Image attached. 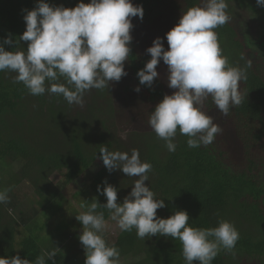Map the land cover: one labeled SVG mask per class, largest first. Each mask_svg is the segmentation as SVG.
Returning a JSON list of instances; mask_svg holds the SVG:
<instances>
[{
	"label": "trees",
	"instance_id": "1",
	"mask_svg": "<svg viewBox=\"0 0 264 264\" xmlns=\"http://www.w3.org/2000/svg\"><path fill=\"white\" fill-rule=\"evenodd\" d=\"M251 1L253 8L264 16V7L257 6L256 0ZM45 2L50 6L74 8L81 0ZM82 2L87 4L85 0ZM131 2L134 6H142L144 15L142 20L131 18V52L124 64L128 74L108 89H95L94 96L110 90L108 100L99 101L98 107L92 102L87 112L81 113L75 121L67 115L66 100L62 96L47 92L30 95L22 83H13L12 72H0V190L12 188L8 193L9 202L0 204V257L19 255L32 262L42 254L46 256L55 251L56 256L48 259L46 264H66L78 254L79 249L74 250L76 242H71L74 235L81 234L76 231L82 225L74 227L70 223V231L56 233L51 238L46 233L48 221H41L47 218L43 213L39 217L22 218L9 212L17 208V199L10 195L17 186L26 183L38 198V207L44 209L56 199H63L50 181L53 174H59L65 184H71L94 165L100 157L102 145L109 151L128 150L108 123L115 117L128 116L124 115L125 109L119 100L113 98V94L119 91L120 98L124 99L123 105L131 106L135 111L133 114L141 118L143 127L147 128H143V132L132 130L130 139L133 142L141 140L142 144L134 143L127 152L131 154L129 151L138 149L141 161L152 165V170L147 173L146 186L155 193L156 199H164L166 205L157 210V216L166 219L175 211L184 210L189 215V225L197 228H215L220 220L231 222L239 232L235 255L221 250L212 264H240L239 256L258 258L260 264H264V66L258 69L254 61L247 58L246 44L252 45L243 41L239 28L232 21L214 29L229 65L244 67L246 61H251L247 79L240 82L242 103L230 107L227 116L219 111L240 146L241 165L235 166L234 157L228 151L219 150L214 141L207 146L189 148L188 137L181 135L179 130L173 141L176 150L169 152L165 142L157 138L148 124L156 105L165 95L173 94L167 86L168 70L161 69L159 63L156 69L158 78L151 88L139 84L136 73L151 59L146 51L149 46L140 34L144 31L154 33L158 29L156 25L160 27L171 15L180 19L189 8L203 6V0ZM37 3L38 0H0V44L9 34L14 42L18 41L26 30L24 10H33ZM254 44L256 48H264V33ZM3 46L5 51H24L27 42L19 41L17 47L15 43ZM58 82L64 83L62 78ZM136 87H140L139 93L134 91ZM28 97L33 101L36 99L34 108L29 107ZM215 109L211 97L205 100L202 110L207 115ZM128 120L131 122L130 118ZM118 171L109 173L103 166L91 183L85 184L75 195L76 201L82 205L95 198L99 205L106 204V197L97 192V186L102 190L104 181H107L117 189V203H122L138 177L132 179ZM97 211L104 213L106 222L109 220L107 209L98 208ZM113 244L119 249L120 258H135L133 264H185L178 239L153 236L141 240L133 229L121 232L109 245ZM60 249L63 253L58 252Z\"/></svg>",
	"mask_w": 264,
	"mask_h": 264
},
{
	"label": "clouds",
	"instance_id": "2",
	"mask_svg": "<svg viewBox=\"0 0 264 264\" xmlns=\"http://www.w3.org/2000/svg\"><path fill=\"white\" fill-rule=\"evenodd\" d=\"M256 4L264 7V0H256ZM227 8L226 0H203V6L183 12L178 24L166 33L168 50L163 39L156 38L146 50L151 59L136 73L139 84L151 88L158 78L160 61L167 66V86L175 91L156 105L148 124L169 152L176 150L173 141L177 130L188 137L189 148L211 144L222 131L202 110L209 97L224 116L230 107L242 103L240 82L247 79L251 61L244 67L229 65L214 31L230 20ZM24 11L26 30L18 41L9 34L0 44V72L16 73L13 83H22L30 95L47 92L62 96L69 105L83 107L87 91L108 89L111 82L127 76L124 64L131 52V18L143 19L142 6H134L131 0H90L88 4L81 0L74 8H66L38 0L33 10ZM19 41L27 42L26 50L5 51L4 44L15 43L17 47ZM61 78L64 83L58 82ZM140 90L134 89L137 93ZM120 138L126 140L127 132H121ZM99 153L109 173L119 170L138 179L122 203H117V189L104 181L103 189L98 185L97 192L106 197L107 203L99 205L93 198L91 203L81 205L86 210L75 219L82 225L79 241L86 257L84 264H120L119 249L103 238L107 222L98 208L108 210L109 219L121 232L135 229L141 240L153 236L178 239L185 264H212L221 250L235 255L239 232L231 222L220 220L215 228H197L189 225L184 210L166 219L157 216V210L166 205L146 186L152 165L141 161L138 149L129 154L109 151L102 145ZM11 190H0V204L9 202ZM55 256L53 251L32 262L19 255L0 257V264H46Z\"/></svg>",
	"mask_w": 264,
	"mask_h": 264
},
{
	"label": "rangeland",
	"instance_id": "3",
	"mask_svg": "<svg viewBox=\"0 0 264 264\" xmlns=\"http://www.w3.org/2000/svg\"><path fill=\"white\" fill-rule=\"evenodd\" d=\"M86 3H90V0H85ZM226 3L228 5L227 13L230 16V21H232L237 28H239L240 34L243 36V41L248 42L251 46H248L246 44V48L249 50L248 59H252L254 61V65L259 69L263 68L264 66V48L259 49L256 48L254 42H256L259 37L264 33V16L257 10L253 8V3L251 0H226ZM179 22V19H176L173 15H171V18L167 19L162 25L159 27L157 24L156 28H158L154 33L152 31H144L140 35H142L143 38H145V42L149 47L152 46L153 41L156 38H162L163 39V45L164 49L168 50V44L166 40V33L169 32L174 26H176ZM163 29V30H160ZM139 35V34H137ZM160 67L163 70H166L167 72V66L163 63V61H160ZM16 73L12 72V76L15 77ZM114 82L110 83L113 84ZM109 86V87H110ZM170 89V88H169ZM171 93H173L175 90L170 89ZM110 93V90L106 93L102 94H95V89H91L87 91L84 94V105L83 107H80L78 105H69L66 101V112L69 118L73 119L72 121H75L76 117L79 116L81 113L84 114L87 112L89 105L92 102H96V106H100L99 101H107L108 95ZM116 93V94H115ZM113 94V98L119 100L120 105L125 109L124 115H128L127 117H115L113 120L110 119L109 127L111 128V131L116 134L117 138L124 141V145L126 146V149L129 150L134 143L135 144H142L141 140H138L137 142H133V140L130 139V134L132 130H137L138 132H143L142 129L143 124L141 121V118L138 116H135L133 114L134 109H132L131 106H125L123 105L124 99L120 98V92L116 91ZM94 96V97H93ZM117 97V98H116ZM93 98L95 100H93ZM28 101L30 102L31 108H34L36 106V99L34 101L28 97ZM117 102H115V105ZM129 104V103H128ZM101 105H105L104 103H101ZM213 118V122L217 124L222 131L218 134H216L214 139V144L219 150H225L228 151L231 156L234 157L236 160L235 166L241 165V160L239 158L240 155V146L237 145V141L235 139V136L229 129V125L227 122L223 120L222 115L220 114L218 109L213 110L210 115ZM127 118H130L131 122ZM92 127L96 128V125H92ZM147 129V128H144ZM121 132H127V139L123 140L120 138ZM142 135V134H141ZM145 143V142H144ZM128 150H125L127 152ZM131 153V151H129ZM103 162L99 158L96 159L94 165L80 178H78L76 181H74L71 184H65L63 178L59 174H53L50 177V181L53 186H56L58 190L60 191V197L63 199L60 200L59 198L56 199L51 206L47 205L44 209H41L38 207V198L35 196L34 192L32 190H29V187L26 183H22L19 186H17L14 189V193H12L13 198L17 199V208L16 210H9L13 215H16L18 217L22 218H33V217H39L41 213L44 214L46 219L41 220L42 223H47L49 230L46 231L47 234L51 235L50 237H54V234L56 233H63L68 232L70 229H68V224L71 226L70 223L73 224L74 227L81 226L80 222H78L75 219V216L78 215L80 212L85 211L84 208L81 207L80 201H76L75 195H78L79 192H81V188L86 184H90L92 181L93 176L101 169L103 168ZM1 170V165H0ZM119 172V171H118ZM126 175V174H125ZM127 176V175H126ZM132 179L136 177H131ZM61 204V205H60ZM63 204V208L61 209V206ZM59 211V212H58ZM71 216L69 219L68 217ZM82 226L80 229H77L76 232L81 233ZM121 233L119 228L116 226V222L112 220L107 221V227L102 233L103 238L106 240L107 243H111L113 240L116 239V237ZM80 235V234H79ZM79 235H74V240H72L71 243L76 242V246L78 247L79 251H82L83 256H80L78 253V259L80 260L82 257H84V249L79 241ZM111 241V242H110ZM240 264H260L258 261V258H249L244 256L238 257ZM82 261V260H81ZM80 261V262H81ZM136 259L134 258H120V264H133L135 263ZM79 262V261H78ZM77 264V263H76ZM82 264V263H81Z\"/></svg>",
	"mask_w": 264,
	"mask_h": 264
},
{
	"label": "crops",
	"instance_id": "4",
	"mask_svg": "<svg viewBox=\"0 0 264 264\" xmlns=\"http://www.w3.org/2000/svg\"><path fill=\"white\" fill-rule=\"evenodd\" d=\"M76 247L77 246H75V249L74 250H76ZM77 249H78V247H77ZM77 251V250H76ZM59 253H63V250L62 249H60L59 251H58ZM74 252V251H73ZM78 253H79V255L80 256H83V253H82V251H78ZM84 257H85V255H84ZM84 257H82L80 260L78 259V254H76V255H74L73 257H72V259L69 261V262H67L66 264H81V260H85V258ZM79 261V262H78ZM83 264V263H82Z\"/></svg>",
	"mask_w": 264,
	"mask_h": 264
}]
</instances>
